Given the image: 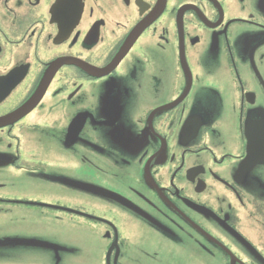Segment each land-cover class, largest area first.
Wrapping results in <instances>:
<instances>
[{
	"label": "flooded vegetation",
	"instance_id": "1",
	"mask_svg": "<svg viewBox=\"0 0 264 264\" xmlns=\"http://www.w3.org/2000/svg\"><path fill=\"white\" fill-rule=\"evenodd\" d=\"M0 264H264V0H0Z\"/></svg>",
	"mask_w": 264,
	"mask_h": 264
},
{
	"label": "rangeland",
	"instance_id": "2",
	"mask_svg": "<svg viewBox=\"0 0 264 264\" xmlns=\"http://www.w3.org/2000/svg\"><path fill=\"white\" fill-rule=\"evenodd\" d=\"M23 227L26 229L33 228V224L30 221H24V222H21V229H23Z\"/></svg>",
	"mask_w": 264,
	"mask_h": 264
}]
</instances>
